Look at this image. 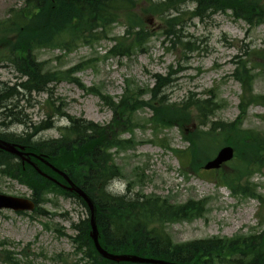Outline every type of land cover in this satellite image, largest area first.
Segmentation results:
<instances>
[{
  "label": "trees",
  "instance_id": "trees-1",
  "mask_svg": "<svg viewBox=\"0 0 264 264\" xmlns=\"http://www.w3.org/2000/svg\"><path fill=\"white\" fill-rule=\"evenodd\" d=\"M189 2L195 3L192 11L183 9ZM139 5H143L144 14L153 15L162 21L164 26L161 33L171 41L178 37L187 15L189 18L196 16L203 19L215 12L230 10L235 17L251 25L264 22L262 0H24L22 8L12 11L11 26L0 28V38L8 37L9 32L16 38L14 42H1L4 50H0V58L11 61L19 77L24 80H16L13 86L5 85L2 93L32 87L36 81H41L43 90L32 89L28 94L30 102L33 93L49 95L47 103L50 113L44 120L46 122L43 121L38 129L49 128L55 115L65 116L69 121L68 126L61 127V138L51 139L47 145L31 142L26 149L44 154L52 164L65 170L71 180L94 201L99 242L108 251L186 264H264V228L231 238L214 236L176 243L165 225L201 216L203 201L173 203L167 197L132 193L130 188L125 195H114L106 190L111 178L122 175L113 161L112 149L132 147L131 140L121 138L123 133L146 125L152 126L155 131L174 126L184 130L185 126L196 123V128L185 136L189 141L186 150L171 149L163 138L158 140L180 156L183 165L185 160L186 167L198 171L202 162L207 159L202 153L205 140L218 135V140L235 147L241 165L233 168L232 172H218L216 179L232 192L262 199L256 193L255 185H243V178L248 180L251 166L264 164L263 134L243 129L241 116L230 122L211 120L222 106L216 98H202L189 93L180 101H171L165 93L173 81L171 72H167L165 76H154L155 82L151 88H142L125 79L124 91L118 101H114L112 97L101 95L98 88H85L74 77V73L80 71L85 62L66 70L44 71L43 63L37 61L32 54L37 47H56L70 52L79 44L98 41L106 37L105 33L109 28L123 17L125 33L112 38L115 45L110 53L130 55L136 49H143L151 35L143 25V18L136 12L135 8ZM183 44L189 48L188 43ZM233 77L239 81L242 89L239 104L241 113L251 103L264 104V97L252 93L254 75L248 69L246 61L237 62ZM62 81L76 83L86 92L99 94L104 104L113 112L111 121L101 125L82 117L68 116L63 111L62 104L61 107L54 106L50 102L53 86ZM145 93L149 96L146 100L143 99ZM145 107L152 114L148 118H138L136 111ZM207 125L209 128L204 129ZM12 139L27 144L22 139ZM9 158V154L0 153V172L27 185L37 203H42L46 194L54 191L73 197L85 206L77 194L62 190L29 165L22 168L12 160L10 163ZM38 165L47 174L64 182L42 163L38 162ZM36 211L38 214L42 213L40 207ZM105 218L113 221L111 228L108 224L105 225ZM74 227L78 230L76 239L80 241L79 249H85L90 264H134L113 263L99 257L88 236V219L81 220ZM1 254L4 260L11 262V252L3 249Z\"/></svg>",
  "mask_w": 264,
  "mask_h": 264
},
{
  "label": "rangeland",
  "instance_id": "rangeland-1",
  "mask_svg": "<svg viewBox=\"0 0 264 264\" xmlns=\"http://www.w3.org/2000/svg\"><path fill=\"white\" fill-rule=\"evenodd\" d=\"M21 3L22 0H0V20L11 16L9 11ZM193 7V3H188L183 9L192 10ZM135 9L151 35L143 49H136L130 55L108 53L115 44L112 37L125 33L123 17L98 42L79 44L70 52L57 48L38 49L34 51V55L50 69L66 70L79 62H86L81 72L74 75L86 87L98 86L101 92L115 100L124 90L125 79L142 87H151L154 74L165 75L169 71H175L171 86L166 88V94L172 101H179L189 93H196L201 97H208L210 94V97L222 103L221 108L212 116L214 119L233 121L240 112L244 128L264 133V121L261 119L264 106H249L246 112L241 113L238 105L242 90L239 82L232 77L236 67L235 60L246 61L254 73L253 94L264 95V53L256 52L264 50V23L249 26L243 20L234 19L230 11L218 12L203 20L198 17L189 18L187 15L178 37L171 41L161 33L164 26L161 20L144 14L143 5ZM183 43H188L189 48ZM3 65L5 68L0 69V81L14 83L15 71L12 67ZM30 97V105L20 101L17 107L27 116L28 125L11 124V131H29V126H36L41 120L47 119L50 113L47 103L49 95L40 93ZM50 102L54 106L61 107L62 104L63 111L69 116H82L102 125L108 124L113 114L99 96L87 94L75 84L64 81L53 86ZM150 114L149 109L136 112L141 118ZM9 117L3 118L8 120ZM66 124L67 117L55 115L53 127L40 131L36 139L58 138L61 134L60 126ZM186 127L189 128V125ZM130 132L122 137L132 140L134 146L113 156L124 175L120 183L121 189L124 190L127 183L132 182L134 191L169 196L176 203L189 199H207L206 211L202 217L167 225V230L176 242L211 236L231 237L262 229L259 226V215H264V203L260 205L256 199L233 195L225 187H218L214 180L208 179V174L205 178L206 176L202 177L195 171H189L185 160L184 166L181 158L172 150L154 141L156 136L150 127H138ZM156 135L165 138L173 148L184 149L188 145L177 127L160 130ZM216 145L215 141L207 140L202 148L203 155H212ZM233 164L232 161L229 168H225L226 171H231ZM258 168L259 171L255 172ZM252 170L248 180L243 178V185L255 184L256 193L264 197V165H254ZM139 179L143 182L137 183ZM0 193L30 196V191L24 185L2 175ZM45 198L47 201L42 204L45 214L41 217L33 215V212L1 210L0 241H6L10 250L13 248L20 252L22 247L31 244L28 251L31 255L25 257L21 252L18 255L19 264H89L83 259V253H76L77 245L70 238L77 234L73 224L86 219L87 210L76 200L54 191H50ZM0 264L10 263L0 261Z\"/></svg>",
  "mask_w": 264,
  "mask_h": 264
},
{
  "label": "water",
  "instance_id": "water-1",
  "mask_svg": "<svg viewBox=\"0 0 264 264\" xmlns=\"http://www.w3.org/2000/svg\"><path fill=\"white\" fill-rule=\"evenodd\" d=\"M0 149H3L7 152H10L20 158H22L24 161L30 163V156H35L40 159L39 156H36L34 154L24 153L22 152L23 147L16 146L13 144L5 143L0 141ZM233 157V149L230 146H225L219 150L216 157L212 160L208 161L205 165V169H214L219 168L222 163H225L232 159ZM46 163V162H45ZM32 164V163H31ZM49 167H51L53 170H56L59 174H61L65 179L68 180L69 186L65 187L69 191H75L81 198L84 200V202L87 204V207L90 211V222L92 231L90 233L91 238L93 239L94 245L97 249V251L102 255L104 258L120 262V261H129V262H138V263H151V264H178L175 262H166L163 260H158L155 258H146L136 255H126V254H111L102 249L98 243L97 238V231H96V225L94 222L95 217V205L91 201V199L77 186H75L68 177L61 171H58L54 167H52L49 163H46ZM13 209L15 211H22V210H33L34 209V203L26 198H20V197H14L9 195H3L0 194V209Z\"/></svg>",
  "mask_w": 264,
  "mask_h": 264
},
{
  "label": "bare ground",
  "instance_id": "bare-ground-1",
  "mask_svg": "<svg viewBox=\"0 0 264 264\" xmlns=\"http://www.w3.org/2000/svg\"><path fill=\"white\" fill-rule=\"evenodd\" d=\"M155 1H160V0H155ZM32 89H35L37 91L43 90V85H42L41 81H36L33 84L32 87H27V88H24V89L15 91V92H11V91L6 92V91H4L2 93V91H1L0 92V118L4 117V113L11 112L12 110H14V111H16V112H18L20 114L21 113V110H19L17 108L18 103L20 101L27 102V104L30 105L31 102L29 101V95L28 94H29V92ZM16 100H17V102H15ZM2 108L4 110H2ZM8 116H10L9 117L10 120H11V118L12 119H15L16 118V115H14V114H10L9 113V114H7V117ZM44 122H46V121H44ZM41 123H43V121ZM1 125L3 127L6 126L4 123H1ZM51 127H53V122H52V125L49 128H51ZM61 127L62 126H60V128ZM49 128H46V129H49ZM50 141L51 140L49 138L48 139L45 138V139H40L37 142H41V144L47 145L48 143H50ZM75 185H77V184H75ZM105 220H106L105 225L108 224V227L111 228L113 226V224H114L113 221H109V218H107V219L105 218L104 221Z\"/></svg>",
  "mask_w": 264,
  "mask_h": 264
},
{
  "label": "clouds",
  "instance_id": "clouds-1",
  "mask_svg": "<svg viewBox=\"0 0 264 264\" xmlns=\"http://www.w3.org/2000/svg\"><path fill=\"white\" fill-rule=\"evenodd\" d=\"M106 190L109 191V192H112L111 187H107ZM113 194H117V193H113ZM121 194H122V192H121Z\"/></svg>",
  "mask_w": 264,
  "mask_h": 264
},
{
  "label": "flooded vegetation",
  "instance_id": "flooded-vegetation-1",
  "mask_svg": "<svg viewBox=\"0 0 264 264\" xmlns=\"http://www.w3.org/2000/svg\"><path fill=\"white\" fill-rule=\"evenodd\" d=\"M4 134H6V132L3 133V132L0 131V135H4Z\"/></svg>",
  "mask_w": 264,
  "mask_h": 264
}]
</instances>
